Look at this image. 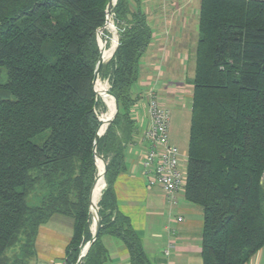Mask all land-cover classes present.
Wrapping results in <instances>:
<instances>
[{"label": "trees", "instance_id": "trees-1", "mask_svg": "<svg viewBox=\"0 0 264 264\" xmlns=\"http://www.w3.org/2000/svg\"><path fill=\"white\" fill-rule=\"evenodd\" d=\"M136 1L112 8L119 42L99 77L118 111L95 148L106 180L101 227L80 264H104L103 234L126 245L129 264H150L113 191L152 36ZM107 3L0 0V264L33 257L37 229L55 213L73 220L63 264H75L91 238L89 201L100 182L93 141L105 111L93 72L110 46L101 31ZM198 19L183 192L202 209L203 264H244L264 245V0H200Z\"/></svg>", "mask_w": 264, "mask_h": 264}, {"label": "crops", "instance_id": "crops-1", "mask_svg": "<svg viewBox=\"0 0 264 264\" xmlns=\"http://www.w3.org/2000/svg\"><path fill=\"white\" fill-rule=\"evenodd\" d=\"M131 7L144 12L152 36L139 59L137 79L133 84V96L137 97L132 112L135 133L124 150L125 169L113 183L117 208L129 218L150 264H203L201 207L188 201L183 190L175 194L173 201H168L159 185H148L140 166L147 147L143 132L148 124V91H154L169 114L171 104L184 109L190 105L191 114L190 81L199 36L200 0H137ZM98 83L99 87L104 83L99 75ZM108 116L109 110L103 117L105 122ZM187 116L184 121L185 153L170 135L169 124V142L178 148L183 166L187 162L190 124V116ZM72 231L73 220L58 213L40 224L34 240L33 264H63ZM100 240L107 250L104 264H129L128 249L120 239L103 234ZM244 264H264V245Z\"/></svg>", "mask_w": 264, "mask_h": 264}, {"label": "built area", "instance_id": "built-area-1", "mask_svg": "<svg viewBox=\"0 0 264 264\" xmlns=\"http://www.w3.org/2000/svg\"><path fill=\"white\" fill-rule=\"evenodd\" d=\"M147 98L148 124L143 132L147 147L140 163L141 172L148 185H159L167 200L173 201L175 194L183 190L185 166L181 163L178 148L169 142V111L160 104L152 89ZM165 251L168 253V249Z\"/></svg>", "mask_w": 264, "mask_h": 264}, {"label": "rangeland", "instance_id": "rangeland-1", "mask_svg": "<svg viewBox=\"0 0 264 264\" xmlns=\"http://www.w3.org/2000/svg\"><path fill=\"white\" fill-rule=\"evenodd\" d=\"M108 21L111 24L112 28L115 30V34L117 36V33H116L117 29H116V25L114 23L113 11H111V13L109 14ZM104 30L107 33L105 35V39L106 40H105L104 46L107 47V45L109 46V44H110V46L108 48V52H109L110 49L112 48V41L110 42V40H111V37L113 36V34L110 33L111 31H108L105 28L101 30L102 33L104 32ZM109 59H107V60H109ZM104 63H106V60L103 61L102 64H104ZM102 81L104 83L106 82L105 84H107V89H109V84H108L107 78H102ZM102 103H103L104 109H106V111H104V112L102 111V112L99 113V116L101 114L100 119L103 118L106 113H108V108L105 106V102L103 100H102ZM189 108H190V105L186 109H184V108H181L180 106H176V105L172 106V104H171V106L169 108V110H170V118H171L170 119V129H171L170 131H171V134L170 135L174 138V140L178 141L177 143L179 144L180 149H181V151L183 153L186 152V147L185 146H186V141H187V136L185 135L187 131H186V127H185L184 121H185V116H187V113H188L187 117L190 116ZM105 118L108 120L109 116L105 117ZM101 122H102V120H101ZM46 135H47V132L45 131L44 133H41V134L33 137L32 140L36 144H40L44 140ZM183 135H184V138H183ZM181 159H182V157H181ZM183 163H184V161H183ZM99 181H101V178H100ZM90 227H91V225H90ZM34 257L35 256L29 258L28 261H25L24 259H21V261L14 262L12 264H33V258ZM10 264H11V262H10Z\"/></svg>", "mask_w": 264, "mask_h": 264}, {"label": "water", "instance_id": "water-1", "mask_svg": "<svg viewBox=\"0 0 264 264\" xmlns=\"http://www.w3.org/2000/svg\"><path fill=\"white\" fill-rule=\"evenodd\" d=\"M115 2H116V0H108L107 6H106L105 23H104L103 27L101 28V30L105 28V25L108 22V16H109V14L112 11V8L115 5ZM116 33H117V36H116V46H117V44L119 42V36H118V32L117 31H116ZM116 46H115V48H116ZM102 63H103V59L101 57V51H100V55H99V58H98V60L96 62V65H95V68H94V72H93V88H94L95 80L97 79V77L99 75V70H100V67H101ZM94 91L102 99L101 94L98 93V91L95 88H94ZM106 94L109 95V89H107ZM113 103H114V111H113L111 117L107 120V124H106V126H105L103 131H99L100 127L102 125L101 119L99 117V125H98V128L96 130V133H95V136H94V141H93V158H94L96 167H97L98 156L96 155L95 148H96L97 141H98L99 137L105 132L107 126L112 122L113 118L115 117V115L117 114V111H118V103L115 100H113ZM102 177H103V187H102V191H103L106 188L105 169H104V167H103V170H102ZM89 212H90V215H91V218H92L91 227H90V229H91V238L89 239V241L81 249L75 264H80V262L82 261L83 257L85 256L88 248L93 244V242L97 238L99 230H100V227H101V222H100V219H99V216H98V213H97V205L94 206V208L92 207L91 198H90V201H89Z\"/></svg>", "mask_w": 264, "mask_h": 264}, {"label": "bare ground", "instance_id": "bare-ground-1", "mask_svg": "<svg viewBox=\"0 0 264 264\" xmlns=\"http://www.w3.org/2000/svg\"><path fill=\"white\" fill-rule=\"evenodd\" d=\"M106 26H107V30H108V31H111L110 33L113 34V36L111 37L112 48L110 49L109 52H107L105 55L102 56L103 61L109 59V57H110L111 54L113 53V51H114V49H115V46H116V34H115V31H114V29L112 28L111 24L109 23V21L106 23ZM105 83H106V82H105ZM105 83H103L102 86L99 87L98 77H97V79L95 80L96 88H95V86H94V88L98 91V93L101 94V96H102V100L105 102V104H106V106H107V108H108V110H109V112H110V117H111V115H112V113H113V111H114V103L109 99V97H108L107 94H106V91H107V84H105ZM108 100L113 104V107L111 106V104L109 103ZM110 117H109V118H110ZM101 120H102V125H101L99 131H103L104 128H105V126H106V124H107V121L105 122V121L103 120V118H101ZM97 169H98V172H99V174H100L101 181L98 183V185H97V187H96V190H95V192H94V194H95L96 191L99 190L97 196L93 199V201H92V199H91V205H92L93 208H94V206H96V203H97V201H98V199H99V197H100V195H101L102 187H103V177H102V170H103V168H102V166H101V164H100V162H99L98 159H97ZM94 194H93V196H94ZM93 196H92V198H93Z\"/></svg>", "mask_w": 264, "mask_h": 264}]
</instances>
